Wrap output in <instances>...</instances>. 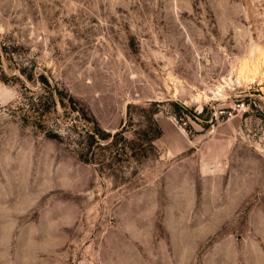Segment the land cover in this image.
<instances>
[{"label":"rangeland","instance_id":"obj_1","mask_svg":"<svg viewBox=\"0 0 264 264\" xmlns=\"http://www.w3.org/2000/svg\"><path fill=\"white\" fill-rule=\"evenodd\" d=\"M0 264H264V0H0Z\"/></svg>","mask_w":264,"mask_h":264},{"label":"crops","instance_id":"obj_2","mask_svg":"<svg viewBox=\"0 0 264 264\" xmlns=\"http://www.w3.org/2000/svg\"><path fill=\"white\" fill-rule=\"evenodd\" d=\"M172 120H159V124L163 129L162 139H164L169 152L172 155L179 154L186 150L187 145V135L186 132L179 126L168 127V122Z\"/></svg>","mask_w":264,"mask_h":264},{"label":"trees","instance_id":"obj_3","mask_svg":"<svg viewBox=\"0 0 264 264\" xmlns=\"http://www.w3.org/2000/svg\"><path fill=\"white\" fill-rule=\"evenodd\" d=\"M155 125H156V131H155V134L154 136L151 138L152 139V142L161 138L162 135H163V129L162 127L160 126L159 122L156 120L155 121Z\"/></svg>","mask_w":264,"mask_h":264}]
</instances>
